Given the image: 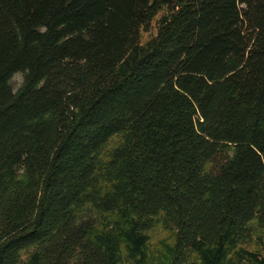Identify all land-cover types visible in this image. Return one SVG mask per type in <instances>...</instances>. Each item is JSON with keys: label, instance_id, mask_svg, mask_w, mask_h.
Instances as JSON below:
<instances>
[{"label": "trees", "instance_id": "trees-1", "mask_svg": "<svg viewBox=\"0 0 264 264\" xmlns=\"http://www.w3.org/2000/svg\"><path fill=\"white\" fill-rule=\"evenodd\" d=\"M0 264H264V0H0Z\"/></svg>", "mask_w": 264, "mask_h": 264}, {"label": "rangeland", "instance_id": "rangeland-1", "mask_svg": "<svg viewBox=\"0 0 264 264\" xmlns=\"http://www.w3.org/2000/svg\"><path fill=\"white\" fill-rule=\"evenodd\" d=\"M156 33L157 30L155 28L151 30V33H144L143 41L145 42L147 39L154 36ZM23 81H24V75L22 73H18L14 76L11 84L15 92H17L21 88ZM119 142H120V137H115L112 139L111 143L107 148L111 149ZM149 236L152 246H156L162 240H169L172 234L166 231L164 228H162L161 224H158L156 228L149 234ZM257 248L260 247H258L255 244H253V246L251 247V249H257Z\"/></svg>", "mask_w": 264, "mask_h": 264}]
</instances>
